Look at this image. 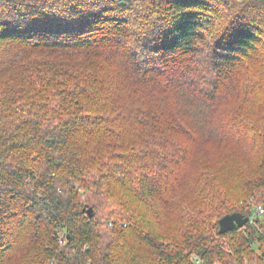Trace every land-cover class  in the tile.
<instances>
[{"label":"trees","instance_id":"trees-1","mask_svg":"<svg viewBox=\"0 0 264 264\" xmlns=\"http://www.w3.org/2000/svg\"><path fill=\"white\" fill-rule=\"evenodd\" d=\"M0 264H264V0H0Z\"/></svg>","mask_w":264,"mask_h":264},{"label":"rangeland","instance_id":"rangeland-1","mask_svg":"<svg viewBox=\"0 0 264 264\" xmlns=\"http://www.w3.org/2000/svg\"><path fill=\"white\" fill-rule=\"evenodd\" d=\"M261 104H263V101ZM251 105H252V103L250 104V106L248 108L246 107L242 110L246 111L247 115L256 116V110H258V108L256 105H255V108H251ZM254 140H256V139H254ZM248 144H249V141H247V145L245 144L246 146H244V148L236 150L237 152L232 150V153H231V150H228V149L218 151V152H216L215 155H213V158H216V159L220 158V159H222L221 162L223 164L233 165L234 166L233 168L241 169L242 172L248 173V170L253 169V167L251 165V161L248 158L255 151L253 149L248 148ZM250 147H251V145H250ZM185 193H187V192H185Z\"/></svg>","mask_w":264,"mask_h":264},{"label":"water","instance_id":"water-1","mask_svg":"<svg viewBox=\"0 0 264 264\" xmlns=\"http://www.w3.org/2000/svg\"><path fill=\"white\" fill-rule=\"evenodd\" d=\"M85 211L87 212L88 216L94 217L95 211L92 207L86 208ZM250 220L251 218L249 216L245 217L242 213L239 212L228 214L221 218L219 221L220 233L225 234L233 231L237 227H243Z\"/></svg>","mask_w":264,"mask_h":264},{"label":"built area","instance_id":"built-area-1","mask_svg":"<svg viewBox=\"0 0 264 264\" xmlns=\"http://www.w3.org/2000/svg\"><path fill=\"white\" fill-rule=\"evenodd\" d=\"M260 212H263V210L261 209Z\"/></svg>","mask_w":264,"mask_h":264}]
</instances>
